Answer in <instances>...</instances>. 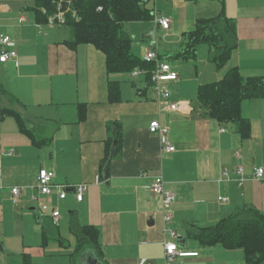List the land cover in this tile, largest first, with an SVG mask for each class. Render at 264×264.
I'll return each mask as SVG.
<instances>
[{
	"label": "crops",
	"instance_id": "0c3cea01",
	"mask_svg": "<svg viewBox=\"0 0 264 264\" xmlns=\"http://www.w3.org/2000/svg\"><path fill=\"white\" fill-rule=\"evenodd\" d=\"M147 2L154 19L128 23L126 29L135 55L143 58L157 49L179 74L170 88L173 101L181 103L180 111H162L151 90L139 95L143 80L130 74L109 75L105 55L94 46L67 47L69 29L47 23L37 26L28 4L14 7L0 0V35H8L14 44L8 50L17 52L16 59L0 63V86L7 94L0 97V111L19 114L25 130L36 140L24 132L16 116L0 117V249L30 216L40 227L43 244L49 243L51 227L45 234L37 221L39 215L59 228L52 244L65 247L58 240L63 237V209L69 213V222L74 213L80 225L98 230L104 264H141L142 260L163 264L165 244L170 241L199 254L177 264H244L242 250L204 247L189 238L188 232L214 225L244 207L264 213V177H255L256 169H264L259 159L264 156V100L242 104L251 131L255 126L262 131L249 139H242L231 125L201 118L192 103L200 85L222 80L231 68L244 78L264 76V0ZM222 11L235 23L238 35L228 64L219 70L209 60V48L201 49L204 45L194 57H177L185 51V35L196 22L215 18ZM157 17L170 18L171 29H162ZM21 18L26 22L20 23ZM110 81L119 84L118 101L109 100ZM155 120L169 127V140L176 147L172 154H164L159 137L150 133ZM109 145L118 150L103 167ZM43 168L55 171L56 184L68 186L66 199L60 200L55 191L43 199L59 209L61 216L55 223L31 200L38 195L37 176ZM238 168L243 170L241 175ZM157 176L177 197L169 226L163 220L161 199L150 191ZM80 185L86 186L82 201L74 191ZM13 187H25L28 192L18 205L11 200ZM166 228L175 230L181 240H173ZM73 237L63 240L71 241L75 249ZM45 250L22 251L16 263L35 264L47 257ZM88 256V251H82L75 264H87L84 258ZM11 258L5 255V263ZM54 258L48 264H58ZM66 264H72L71 258Z\"/></svg>",
	"mask_w": 264,
	"mask_h": 264
},
{
	"label": "trees",
	"instance_id": "16d2710c",
	"mask_svg": "<svg viewBox=\"0 0 264 264\" xmlns=\"http://www.w3.org/2000/svg\"><path fill=\"white\" fill-rule=\"evenodd\" d=\"M147 4V0H76L74 6L77 17L69 18L65 25L69 29V37L64 44L71 49L80 45H92L105 55L109 75H131L135 70H144L147 72V81L150 79L149 73L155 69V63H148L134 54L133 39L126 29L128 23L149 22L154 19L153 10ZM43 7L48 14L54 10L50 0H34V7L29 8L35 12L38 24L48 20V15L40 11ZM185 36V51L177 57H194L198 47L205 45L209 48V60L219 70L228 64L232 52L238 46L236 25L227 18L224 11L215 18L198 20L194 30ZM138 80L142 81V78ZM147 90L148 88L142 90L139 95L145 96ZM119 92L118 82L110 81L109 100L118 101ZM4 96L7 94L0 86L1 99ZM258 99L264 100V76L244 78L237 68H231L222 80L200 85L192 106L194 113L201 118L231 125L242 139H249L251 121L242 115V104L244 101ZM83 110L84 107H81V118L84 117ZM7 115L16 116L24 132L36 142L34 136L25 130L19 114L8 109L0 111L1 118ZM117 131L114 135L120 142ZM117 150V146L107 147L103 167ZM71 216L69 231L77 240L71 257L72 264H75L76 257L82 251H88L90 256L95 255L100 264H104L100 257L98 230L80 225L74 213ZM43 218L45 217L39 215L37 221L42 225L45 234L50 231V227L51 236L57 234L59 228L52 221ZM188 236L204 247L220 246L225 250H242L244 264L264 263V213L253 207H244L214 225L193 227ZM58 240L65 244L61 236Z\"/></svg>",
	"mask_w": 264,
	"mask_h": 264
},
{
	"label": "built area",
	"instance_id": "2783aa9c",
	"mask_svg": "<svg viewBox=\"0 0 264 264\" xmlns=\"http://www.w3.org/2000/svg\"><path fill=\"white\" fill-rule=\"evenodd\" d=\"M34 4V0H28ZM76 0H50L52 2V13L48 14L46 8H40V11L48 15L47 25L65 26L68 23L69 18L75 19L77 12L75 10ZM34 7V6H33ZM101 10V9H99ZM20 23H25V18L19 20ZM156 23L164 30L171 29V19L166 17H157ZM40 26V24H37ZM13 41L8 35H0V63H7L10 60L17 58V52L15 50H8L13 46ZM143 60L148 63H155V69L149 73L150 79L145 80L147 72L144 70H135L131 75L135 79L143 80V85L138 88V93L141 94L142 90L148 88L147 92L151 90L156 100L160 103L161 110L164 112L180 111V102L173 101L172 91L170 83L179 80V74L174 71L172 66L167 60L161 57L157 49L149 51ZM150 82V83H149ZM151 134L159 137L161 142V149L164 154H172L175 152L176 147L169 140L170 129L163 125L159 120L151 122L149 126ZM223 132L225 130H222ZM242 168H238V174H242ZM227 175V173H224ZM56 177L55 171L51 169H41L37 176V188L38 195L32 196L31 200L37 202L36 208L45 216H50L54 223L60 219V211L58 208H51L49 204L43 199L50 197L55 191L60 200H64L67 197L68 186L62 184H56L54 182ZM255 177L258 180H262L264 177V169L258 168L255 170ZM96 183H101L100 177H96ZM86 186L80 185L74 188L78 201L83 200V193ZM150 191L153 195L159 197L162 203L163 220L166 226H169L173 222V206L177 202L176 195L167 187V183L162 176H157L150 184ZM12 202L15 205L20 204L21 200L28 195L25 187H13L11 188ZM222 199V198H221ZM227 199H223L226 201ZM171 238L176 240L179 238L177 232L171 228H166ZM197 252H189L183 250L175 241H170L165 244V254L163 257V264H177L178 260L189 257H197ZM146 260H142L141 264H145ZM1 264V263H0ZM7 264V263H5Z\"/></svg>",
	"mask_w": 264,
	"mask_h": 264
},
{
	"label": "rangeland",
	"instance_id": "374dc122",
	"mask_svg": "<svg viewBox=\"0 0 264 264\" xmlns=\"http://www.w3.org/2000/svg\"><path fill=\"white\" fill-rule=\"evenodd\" d=\"M153 3V0H151V4ZM7 4H11L14 7H19L20 5L28 4V7H33L34 4L31 1L28 0H8ZM62 29H68L66 26H63ZM204 47L207 46H201V49H204ZM261 128L259 126H255L253 130L251 131L252 136H259L261 134ZM260 162H264V156L259 157ZM250 160V159H249ZM33 213V211H32ZM63 213V220L62 224L60 227V232L61 235L63 236L62 238H67L69 240H73V236L69 231V213L68 211H64L62 209ZM30 220H25L22 221L19 224V230L14 233V239L12 240L11 238L6 239V242L3 244V249H0V263L5 264L6 256H13L14 258L9 259V264H17L16 260L17 258L22 257L21 252L27 249L31 248H39L41 250H45L47 257L45 259H38L34 261L35 264H48L51 263L49 262L52 257L54 258V262L58 264H66L67 263V258H71V253H74V245L70 241L71 248L69 247L68 242H65V247H61L60 245L52 244L54 242H51L52 236H48L49 243L46 242L43 244L42 242V237H41V230L38 225H36V220H32L33 216L28 217ZM54 237V236H53ZM43 247V248H42ZM55 248L56 250L52 249Z\"/></svg>",
	"mask_w": 264,
	"mask_h": 264
},
{
	"label": "water",
	"instance_id": "95a60500",
	"mask_svg": "<svg viewBox=\"0 0 264 264\" xmlns=\"http://www.w3.org/2000/svg\"><path fill=\"white\" fill-rule=\"evenodd\" d=\"M116 145V142L114 143ZM181 240V237L178 238ZM84 260H87V264H100V262L97 259H93L91 256L85 257Z\"/></svg>",
	"mask_w": 264,
	"mask_h": 264
}]
</instances>
